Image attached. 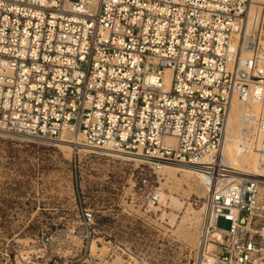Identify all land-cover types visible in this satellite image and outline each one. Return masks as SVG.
Listing matches in <instances>:
<instances>
[{"label": "built area", "instance_id": "1", "mask_svg": "<svg viewBox=\"0 0 264 264\" xmlns=\"http://www.w3.org/2000/svg\"><path fill=\"white\" fill-rule=\"evenodd\" d=\"M234 98L258 166L240 176L218 158ZM3 135L193 166L202 259L264 264V2L0 0Z\"/></svg>", "mask_w": 264, "mask_h": 264}, {"label": "rangeland", "instance_id": "2", "mask_svg": "<svg viewBox=\"0 0 264 264\" xmlns=\"http://www.w3.org/2000/svg\"><path fill=\"white\" fill-rule=\"evenodd\" d=\"M60 146L0 136V264H201L197 175Z\"/></svg>", "mask_w": 264, "mask_h": 264}, {"label": "bare ground", "instance_id": "3", "mask_svg": "<svg viewBox=\"0 0 264 264\" xmlns=\"http://www.w3.org/2000/svg\"><path fill=\"white\" fill-rule=\"evenodd\" d=\"M256 1L264 2V0H256ZM251 19H252V13L250 16V20ZM240 103L243 106L242 109H239ZM259 108L260 107L257 102H251L249 105V111L253 114L257 113L259 111ZM245 111H246V103L237 98H234L230 108V114H229L225 137L222 143V147L218 152V158L221 159L223 165L225 167L233 169L236 176H240L243 173H254L258 169L256 154L253 151H251L249 148L243 149L242 147V144L248 146L243 136L244 132L242 127V121ZM235 124H238L237 130H234ZM57 142H59V145H61L60 147H62L67 151L73 149L72 145L79 146V148H81V146L82 148L85 147L82 144L71 140H62ZM247 152L249 153L251 167L247 171H245L247 165ZM113 154H115L116 156L119 155L120 157H124L129 160L156 164L158 169L160 170L165 169L168 171V173L172 175H176L178 172H182L185 175L195 174L198 176L199 179H201L203 183H205L207 188H210L209 184L206 181V177H204V175L200 173L199 170L193 166L171 162V161H163L160 159H149L140 155H129L123 153H113ZM201 247L203 250V242H201ZM208 261H211V259H209ZM208 261L202 259L201 264H209Z\"/></svg>", "mask_w": 264, "mask_h": 264}]
</instances>
